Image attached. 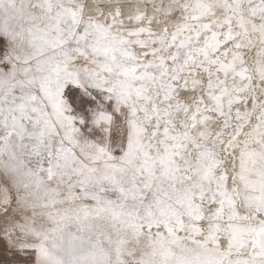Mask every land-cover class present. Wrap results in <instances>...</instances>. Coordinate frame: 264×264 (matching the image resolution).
<instances>
[{"label": "snow or ice", "instance_id": "snow-or-ice-1", "mask_svg": "<svg viewBox=\"0 0 264 264\" xmlns=\"http://www.w3.org/2000/svg\"><path fill=\"white\" fill-rule=\"evenodd\" d=\"M0 264H264V0H0Z\"/></svg>", "mask_w": 264, "mask_h": 264}]
</instances>
